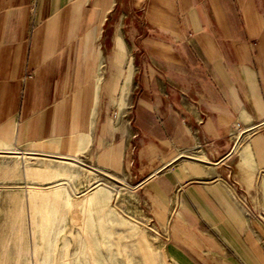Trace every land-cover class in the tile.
<instances>
[{"label": "crops", "instance_id": "1", "mask_svg": "<svg viewBox=\"0 0 264 264\" xmlns=\"http://www.w3.org/2000/svg\"><path fill=\"white\" fill-rule=\"evenodd\" d=\"M0 141L123 173L172 264H261L264 0H0Z\"/></svg>", "mask_w": 264, "mask_h": 264}, {"label": "rangeland", "instance_id": "2", "mask_svg": "<svg viewBox=\"0 0 264 264\" xmlns=\"http://www.w3.org/2000/svg\"><path fill=\"white\" fill-rule=\"evenodd\" d=\"M235 134L239 140L241 133ZM16 148L18 153L0 151V264H38L37 259H41L42 253L35 260L31 251L30 207L44 214L49 211L50 203L45 202V196L41 193L34 202L30 201L32 181L27 180L24 175L20 156H31L32 167L37 170L43 168V163L55 164L56 161L48 159L50 156L33 152V147ZM190 154L198 155L195 152ZM81 164L77 177L71 181H65L61 177L35 178L39 185L34 190L40 192L47 186L61 184L71 201L61 208L60 213L64 219L58 224V232L52 235L48 264H172L164 254L158 229L145 212L137 194L133 192L136 188L126 176L123 173L101 170L91 163L81 161ZM98 184L106 186L112 192L103 211L98 213L107 233L100 232L97 227L95 235L90 236L85 228L87 221L84 206L79 200ZM108 210L114 212L115 218L106 216ZM121 219L125 222H121ZM35 221L43 223L40 216ZM78 234L82 235L85 254L77 256L75 251ZM36 236L37 243L41 246V237L39 234ZM262 251L261 264H264V243ZM247 264L255 262L248 260Z\"/></svg>", "mask_w": 264, "mask_h": 264}, {"label": "bare ground", "instance_id": "3", "mask_svg": "<svg viewBox=\"0 0 264 264\" xmlns=\"http://www.w3.org/2000/svg\"><path fill=\"white\" fill-rule=\"evenodd\" d=\"M80 139V138H79ZM76 140L77 142L79 141ZM70 143V142H69ZM77 144V143H76ZM77 146V145H76ZM59 147V145H58ZM78 147V146H77ZM52 152H57V146L48 147ZM80 149V148H79ZM0 151L5 152H13L18 153L16 149L10 143H5L0 141ZM67 152V151H66ZM78 150L73 149L69 156L67 155H48L50 156L48 159L55 160V164H46L43 163V168L40 170L34 169L31 164V156L22 154L20 157L22 159V167L24 169V175L27 180H31L32 189H29V199L34 202L36 198L40 196V193L45 196L43 198L45 202L50 203V208L47 213H39L32 207H30V219H31V237H32V247L31 251L33 252V257L36 260L38 254L41 252V259H37L38 264H48V256L50 253V246L52 244V235L56 234L59 230V222L64 219V216L61 215L60 211L62 207H65L71 203L70 197L66 192V189L61 184H56L53 186H47L43 190L38 192L34 190L39 185L35 182V178H42L44 176L45 179L50 178H58L61 177L65 181H71L78 175V167H80L81 159L77 154ZM28 153V152H23ZM68 153V152H67ZM66 153V154H67ZM52 157V158H51ZM34 159V158H33ZM191 170H193L191 168ZM99 180H96L98 182ZM51 182H49L50 184ZM84 197L79 200L80 204L84 206V216L86 218L87 224L85 228L90 236L95 235L94 231L98 227V230L102 233H107V231L103 228L104 222L102 221L101 216L98 214L99 211H103L105 205L110 200L112 196V192L104 185L98 184V186L93 189L91 192H87ZM42 218L41 224L37 223L35 219L37 217ZM108 218H115L114 212L108 210L106 213ZM97 220V221H95ZM98 222V223H97ZM121 222H125L121 219ZM130 223V222H127ZM134 225H132L133 228ZM37 234L41 237V246L37 243ZM82 235L78 234L77 240V249L75 251V255L85 254L84 252V243ZM36 262V261H35Z\"/></svg>", "mask_w": 264, "mask_h": 264}]
</instances>
